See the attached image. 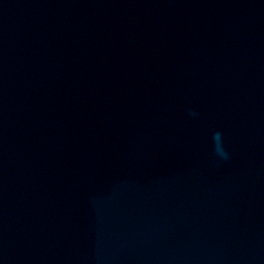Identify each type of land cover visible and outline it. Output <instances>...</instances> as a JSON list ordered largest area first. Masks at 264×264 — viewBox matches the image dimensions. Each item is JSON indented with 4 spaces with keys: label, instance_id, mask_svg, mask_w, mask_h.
Returning <instances> with one entry per match:
<instances>
[{
    "label": "water",
    "instance_id": "obj_1",
    "mask_svg": "<svg viewBox=\"0 0 264 264\" xmlns=\"http://www.w3.org/2000/svg\"><path fill=\"white\" fill-rule=\"evenodd\" d=\"M0 264H264V0H0Z\"/></svg>",
    "mask_w": 264,
    "mask_h": 264
}]
</instances>
